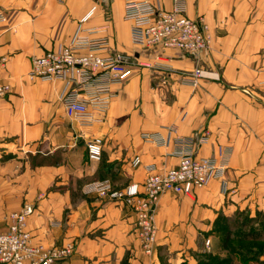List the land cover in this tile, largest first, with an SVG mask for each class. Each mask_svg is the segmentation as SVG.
Instances as JSON below:
<instances>
[{
	"label": "crops",
	"instance_id": "1",
	"mask_svg": "<svg viewBox=\"0 0 264 264\" xmlns=\"http://www.w3.org/2000/svg\"><path fill=\"white\" fill-rule=\"evenodd\" d=\"M182 2L210 28L211 50L200 59L135 46L125 0H0V86H10L0 97V231L10 214L34 205L35 241L73 247L56 264H198L201 254L220 252L221 218L264 235V0ZM75 38L105 41L101 53H123L133 64L124 81L86 89L82 98L100 91L107 107L90 106L82 120L66 115L65 82L27 78L33 57ZM198 66L218 78L184 83L182 74ZM95 137L103 139L100 161L86 149ZM185 153L216 158L223 173L194 195L163 196L148 256L135 214L96 187L143 183ZM249 243L264 250V236ZM251 264H264V252Z\"/></svg>",
	"mask_w": 264,
	"mask_h": 264
},
{
	"label": "built area",
	"instance_id": "2",
	"mask_svg": "<svg viewBox=\"0 0 264 264\" xmlns=\"http://www.w3.org/2000/svg\"><path fill=\"white\" fill-rule=\"evenodd\" d=\"M124 18L132 24V43L143 49L177 50L197 59L211 50L209 25L203 16L190 17L182 0H174L171 9H165L158 0H125ZM104 42L75 38L68 44H59L32 58L27 78L34 82H65L69 88V99L64 106L66 115L82 120L88 116L90 106L101 104L98 105L101 109L107 107L99 96L100 91L89 94L87 99L82 98L86 89L97 80L105 83L124 81L131 71L130 65H133L131 56L101 53V47L105 50ZM5 61V58L0 59V66ZM181 78L184 83L197 86L202 78L218 77L198 66L194 71L182 74ZM9 92V85L0 86V97ZM86 149L89 160L100 161L103 139H91L86 143ZM223 170L216 158L185 153L181 154L176 167L151 171L143 183H133L120 190L101 183L97 185L96 192L99 197L123 204L135 214L141 248L146 255L152 256L157 243L156 211L163 196L194 195L219 177ZM35 209L34 205L25 204L10 214L7 229L0 231V264H56L73 253L72 246L59 248L35 241L28 228V219ZM210 244V239H207L205 245L208 250Z\"/></svg>",
	"mask_w": 264,
	"mask_h": 264
},
{
	"label": "trees",
	"instance_id": "3",
	"mask_svg": "<svg viewBox=\"0 0 264 264\" xmlns=\"http://www.w3.org/2000/svg\"><path fill=\"white\" fill-rule=\"evenodd\" d=\"M234 226L235 229L232 230L231 224L225 218L218 221L215 232L223 238L219 243L220 252L212 251L201 254L198 264H251L256 259L258 260L261 252H264L261 249L262 244L251 245L249 242L251 239L257 242L264 235L247 233L244 229L245 222L242 224L237 222Z\"/></svg>",
	"mask_w": 264,
	"mask_h": 264
},
{
	"label": "rangeland",
	"instance_id": "4",
	"mask_svg": "<svg viewBox=\"0 0 264 264\" xmlns=\"http://www.w3.org/2000/svg\"><path fill=\"white\" fill-rule=\"evenodd\" d=\"M233 225H236V223H233L231 226H232V230H234L235 229V226H233ZM217 240L216 241H219V243L221 242V240H223V238L219 235V234H217Z\"/></svg>",
	"mask_w": 264,
	"mask_h": 264
}]
</instances>
